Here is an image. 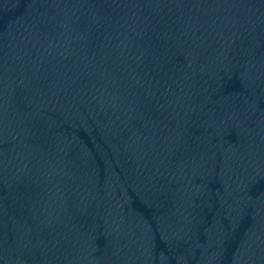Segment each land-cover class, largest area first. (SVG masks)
Wrapping results in <instances>:
<instances>
[{"label": "water", "instance_id": "water-1", "mask_svg": "<svg viewBox=\"0 0 264 264\" xmlns=\"http://www.w3.org/2000/svg\"><path fill=\"white\" fill-rule=\"evenodd\" d=\"M0 264H264V48L1 204Z\"/></svg>", "mask_w": 264, "mask_h": 264}]
</instances>
